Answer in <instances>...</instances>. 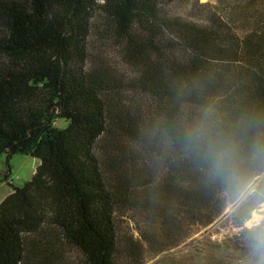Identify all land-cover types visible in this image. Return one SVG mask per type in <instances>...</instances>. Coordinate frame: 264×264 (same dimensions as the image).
<instances>
[{
	"label": "trees",
	"instance_id": "16d2710c",
	"mask_svg": "<svg viewBox=\"0 0 264 264\" xmlns=\"http://www.w3.org/2000/svg\"><path fill=\"white\" fill-rule=\"evenodd\" d=\"M168 1L0 0V156L40 161L0 204V264H146L264 176V0L205 25ZM210 147L231 150L234 180L212 173Z\"/></svg>",
	"mask_w": 264,
	"mask_h": 264
},
{
	"label": "rangeland",
	"instance_id": "374dc122",
	"mask_svg": "<svg viewBox=\"0 0 264 264\" xmlns=\"http://www.w3.org/2000/svg\"><path fill=\"white\" fill-rule=\"evenodd\" d=\"M245 5L243 0H169L165 10L173 17L205 25L212 16L232 15ZM114 58L108 61L105 57L104 63L113 77L118 79L113 96L123 100V105H128L133 96L128 84L130 72L121 66L114 67L118 64V58ZM7 64V58L0 56V77ZM39 163V160L21 154L9 160L5 154L0 156V204L13 189L22 188L32 179ZM260 217H264V176L257 179L238 202L229 206L216 223L199 231L184 244L158 256L148 252L146 264H251L249 245L256 230H251L249 223ZM118 224L123 234L136 237L144 225L140 216L128 210L119 214Z\"/></svg>",
	"mask_w": 264,
	"mask_h": 264
},
{
	"label": "clouds",
	"instance_id": "9594fccd",
	"mask_svg": "<svg viewBox=\"0 0 264 264\" xmlns=\"http://www.w3.org/2000/svg\"><path fill=\"white\" fill-rule=\"evenodd\" d=\"M190 139H199L200 131L193 130L189 134ZM262 149L258 146L254 154H258ZM208 158L212 173L216 176L226 175L231 181L235 179L232 171L234 166L231 150L224 148H209ZM249 228L254 231L252 242L249 245L251 264H264V217L254 218L249 223Z\"/></svg>",
	"mask_w": 264,
	"mask_h": 264
}]
</instances>
